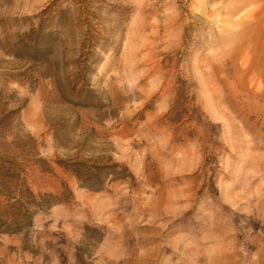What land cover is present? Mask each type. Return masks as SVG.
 I'll return each instance as SVG.
<instances>
[{"label":"rangeland","instance_id":"1","mask_svg":"<svg viewBox=\"0 0 264 264\" xmlns=\"http://www.w3.org/2000/svg\"><path fill=\"white\" fill-rule=\"evenodd\" d=\"M0 264H264V0H0Z\"/></svg>","mask_w":264,"mask_h":264},{"label":"trees","instance_id":"2","mask_svg":"<svg viewBox=\"0 0 264 264\" xmlns=\"http://www.w3.org/2000/svg\"><path fill=\"white\" fill-rule=\"evenodd\" d=\"M75 165H76V168H74V171H75L76 175L78 176V181H79L80 185L84 188L89 189V190H97L98 188L94 187L92 184H90V182H88L90 180L81 179V174L85 173V172H89L90 169L85 168L83 166V164H81V163H77ZM94 170L98 172V171H101L102 168H94Z\"/></svg>","mask_w":264,"mask_h":264}]
</instances>
